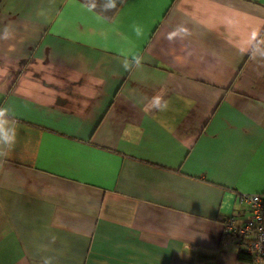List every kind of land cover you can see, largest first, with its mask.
I'll use <instances>...</instances> for the list:
<instances>
[{
	"label": "crops",
	"instance_id": "1",
	"mask_svg": "<svg viewBox=\"0 0 264 264\" xmlns=\"http://www.w3.org/2000/svg\"><path fill=\"white\" fill-rule=\"evenodd\" d=\"M91 2L0 0V264H249L264 0Z\"/></svg>",
	"mask_w": 264,
	"mask_h": 264
},
{
	"label": "built area",
	"instance_id": "2",
	"mask_svg": "<svg viewBox=\"0 0 264 264\" xmlns=\"http://www.w3.org/2000/svg\"><path fill=\"white\" fill-rule=\"evenodd\" d=\"M241 199L248 207L249 219L242 225H236L233 217L225 219V233L243 240L246 253L254 258V264H263L264 256V195H242Z\"/></svg>",
	"mask_w": 264,
	"mask_h": 264
},
{
	"label": "clouds",
	"instance_id": "3",
	"mask_svg": "<svg viewBox=\"0 0 264 264\" xmlns=\"http://www.w3.org/2000/svg\"><path fill=\"white\" fill-rule=\"evenodd\" d=\"M118 0H105L104 8L105 9H113L117 6ZM122 3L123 0H120ZM96 7L95 0H92L89 6V10L94 9ZM12 33L5 29L3 33V38H10ZM129 65L127 63L124 64V68L127 70ZM149 107L155 111H166L168 108V102L164 100L161 96L156 95L153 96L150 100ZM8 110L0 108V157L7 156L8 152L11 150L12 146L15 143L16 135L13 130L11 134L7 133L4 129V124L6 123L5 117L7 116ZM44 264H51L50 259H45Z\"/></svg>",
	"mask_w": 264,
	"mask_h": 264
},
{
	"label": "trees",
	"instance_id": "4",
	"mask_svg": "<svg viewBox=\"0 0 264 264\" xmlns=\"http://www.w3.org/2000/svg\"><path fill=\"white\" fill-rule=\"evenodd\" d=\"M81 1L82 2H86L88 0H81ZM120 4H121V2H120V0H118L117 6L115 8H113V10L108 13L109 17L112 16L116 12V10H117V8L119 7ZM243 242L244 241L242 240V243ZM243 244H245V242ZM237 254H238L237 256H238V260L239 261H243V262H246V263H249V264H254V258L252 256L248 255L246 253L245 249H239ZM262 260L264 261V256L262 257ZM263 264H264V262H263Z\"/></svg>",
	"mask_w": 264,
	"mask_h": 264
}]
</instances>
